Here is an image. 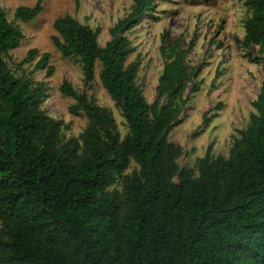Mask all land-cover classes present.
Returning <instances> with one entry per match:
<instances>
[{
	"label": "trees",
	"instance_id": "1",
	"mask_svg": "<svg viewBox=\"0 0 264 264\" xmlns=\"http://www.w3.org/2000/svg\"><path fill=\"white\" fill-rule=\"evenodd\" d=\"M131 2L103 47L98 28L70 15L53 22L51 43L79 61L85 86L100 64L99 82L128 129L120 138L111 113L64 81L60 92L87 119L79 139L68 140L63 123L41 109L43 85L8 67L4 56L22 34L0 6V264H264V79L228 156L213 157L209 147L195 169L180 168L183 150L167 136L180 123L188 86L199 90L202 66L186 62L178 40L162 44L148 103L136 84L138 61L127 62V33L157 18L153 0ZM244 6L241 44L264 55V0ZM41 11L38 0L13 17L27 23ZM37 54L29 50L22 64ZM49 59L43 53L36 69L50 73ZM131 162L137 168L125 175Z\"/></svg>",
	"mask_w": 264,
	"mask_h": 264
},
{
	"label": "rangeland",
	"instance_id": "2",
	"mask_svg": "<svg viewBox=\"0 0 264 264\" xmlns=\"http://www.w3.org/2000/svg\"><path fill=\"white\" fill-rule=\"evenodd\" d=\"M38 0H0L6 18L22 34L19 46L9 51L4 59L17 77L28 76L45 88L46 98L41 109L47 116L60 120L65 140L79 139L87 119L74 112L75 101L60 92L62 82L84 92L97 106L109 111L120 136L128 129L120 111L102 88L98 73L100 64L95 62L94 77L85 86L80 63L76 58H65L53 47L51 37L56 33L53 22L64 15L74 17L92 30L99 29L97 43L100 47L110 39L109 30L124 17L131 7V0H40L42 11L32 21L15 20L17 7H33ZM151 15L157 20L144 19L127 33L133 52L128 63L138 61L136 84L148 103L155 99V87L164 60L159 47L178 40L186 51V62L193 67L202 66L194 82L199 85L196 93H188V102L180 115V123L168 133L167 140L181 146L182 156L177 160L180 168L195 169L197 158L203 157L210 147L213 157L228 156L232 140L239 137L255 113L252 102L259 93L264 79V55L258 46L246 49L241 41L243 23L249 17L244 0H153ZM36 49L37 56L26 63L29 50ZM43 53L50 59L46 69H36ZM254 59L249 62L247 56ZM216 117H212L213 114ZM209 121L204 124L203 117ZM137 167L131 162L125 175Z\"/></svg>",
	"mask_w": 264,
	"mask_h": 264
}]
</instances>
